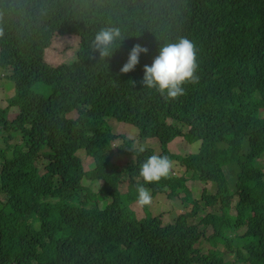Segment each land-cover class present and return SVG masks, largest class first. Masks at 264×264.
I'll list each match as a JSON object with an SVG mask.
<instances>
[{
	"label": "trees",
	"instance_id": "obj_1",
	"mask_svg": "<svg viewBox=\"0 0 264 264\" xmlns=\"http://www.w3.org/2000/svg\"><path fill=\"white\" fill-rule=\"evenodd\" d=\"M108 25L129 37L104 61L91 41ZM0 30V87L10 94L0 106V264H264V0H0ZM54 34L78 36L72 62L45 61ZM179 37L197 46L199 81L166 100L144 87L143 69ZM136 44L147 53L121 73ZM110 119L157 139L159 151H138ZM177 136L193 153L169 151ZM153 154L182 167L153 191L168 186L191 204L169 223L130 209ZM84 178L103 181L97 193ZM187 179L216 190L203 188L199 202ZM101 193L110 201L91 204Z\"/></svg>",
	"mask_w": 264,
	"mask_h": 264
},
{
	"label": "clouds",
	"instance_id": "obj_2",
	"mask_svg": "<svg viewBox=\"0 0 264 264\" xmlns=\"http://www.w3.org/2000/svg\"><path fill=\"white\" fill-rule=\"evenodd\" d=\"M111 8H113V5ZM2 36L3 31L0 30V37ZM127 37L129 36H125L121 28L116 25H108L101 27L95 33L94 38L91 41L92 51H98L99 59L106 61V59L111 58L113 53L120 47L121 42ZM147 51V47H142L139 44L134 45L130 50L127 62L121 67L120 72L128 73L132 71L134 67L139 63L140 54L147 53ZM198 67L199 65L197 46L192 40L186 37H179L175 41H168L166 43L160 44L159 54L155 56L150 66H144L142 84L144 85V87L155 89L166 100H174L185 94V84L198 83ZM118 140L120 139H114L112 141V146H119L121 140L120 143H115ZM145 150L146 149L143 146H140L138 149V151L140 152H143ZM88 157L91 158L90 156ZM171 169H174L173 162L168 156L153 154L141 164L139 169V176L143 179L145 184L153 182H164L165 178H167L170 173L171 176H177V174L172 175ZM98 181H101L102 185L103 181L101 179L90 182L97 183ZM101 185H98L97 187L100 188ZM155 188L157 189V186ZM160 189L162 191L154 192V188L149 190L143 184H137L136 203L139 206H144L143 208H146L147 206L151 205L152 197L154 198L155 194H164L168 193L171 190V188L168 186H164ZM178 189L180 190V188ZM182 193L183 195L181 199L183 201L184 192ZM178 194H176L175 196H177ZM131 210L133 211V209Z\"/></svg>",
	"mask_w": 264,
	"mask_h": 264
},
{
	"label": "rangeland",
	"instance_id": "obj_3",
	"mask_svg": "<svg viewBox=\"0 0 264 264\" xmlns=\"http://www.w3.org/2000/svg\"><path fill=\"white\" fill-rule=\"evenodd\" d=\"M78 42L79 39L77 36L71 34V35H58L54 34L50 45L44 50V59L46 62L52 64V65H58L62 62H72L76 58V52L78 48ZM5 87H8V84H5ZM5 87H0V106L5 107L7 105V96L10 94L6 90ZM19 109L17 107H12L9 111V118H12L13 115L18 112ZM110 125L112 126L113 130L115 133H124L127 134L129 137H132L135 139V145L136 146H149L151 145L155 153L159 151V148L157 146V139L155 138H150L146 140H139L137 139L138 137V131L137 128L134 125L131 124H125L124 122H119L117 120H109ZM13 138H9V142H12ZM116 144L120 143V140L115 142ZM4 142L1 140L0 146H4ZM199 147V145L196 147ZM168 149L170 152L174 154H179L182 156H186L189 153H193L195 150V147L192 143L188 142L184 137L179 136L174 138L169 144H168ZM76 154L78 156L82 157L83 165L87 166V168L84 166L85 170H88L93 167V161L91 158L86 156L84 150L79 149ZM112 162H114L115 165L117 166H122L125 158L121 156H116L115 158H111ZM260 160V161H259ZM258 164L261 162H264V157H261L257 159ZM172 175H179L182 172V167L179 168L175 164V168L171 169ZM226 174L228 176L229 180V186L233 187V182L231 180L234 179L235 175L232 172H229L226 170ZM136 179V178H135ZM163 180V179H161ZM83 185L88 186L91 190L95 191L96 193L98 192L99 187L98 185H101V181L96 182H90L88 179H83L82 180ZM146 188L151 190L153 188L152 183H148V185L143 184ZM185 186L191 191L192 197L197 198L198 201L200 202V195L202 192L203 188H206L208 192L214 193L216 190L215 183L213 182H206L204 183L203 181L200 180H193V179H187ZM126 185L122 187V190H126ZM179 190V189H178ZM183 193L179 192V194L175 197H168L166 196V193L161 194H155L154 198L152 197V203L151 205L147 206L146 208H143L139 206L136 203V200H133L130 203V209H133L135 212V217L137 219L146 217L148 216H154L159 214L162 217L163 223H169L174 220L177 214L183 213L184 211H188L191 208L190 202H186L185 200L182 201ZM101 198L100 200L95 199L96 196L91 197L93 198V201L91 204L97 205L98 207H104L109 201L110 198L108 197L107 194L101 193ZM209 206H206L207 210H211V208H208ZM206 210V211H207ZM202 214L205 213V211L201 212ZM231 213L234 214L235 211L232 207ZM244 230V228H240V231ZM208 247V245L206 246ZM206 247H203L204 249ZM234 259V258H233Z\"/></svg>",
	"mask_w": 264,
	"mask_h": 264
}]
</instances>
